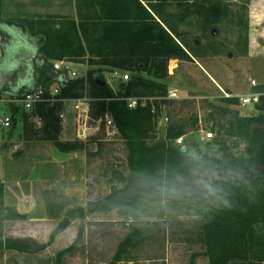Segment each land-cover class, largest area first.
<instances>
[{"label":"trees","instance_id":"trees-1","mask_svg":"<svg viewBox=\"0 0 264 264\" xmlns=\"http://www.w3.org/2000/svg\"><path fill=\"white\" fill-rule=\"evenodd\" d=\"M80 2L78 0L81 47H65L53 52L47 47L50 38L46 35L44 45L33 57L30 73L25 71L23 64H17L10 57L11 52H6V56L0 59V98L8 94L12 99L19 100L26 92L38 87H42L44 96L49 98L55 85L59 87L55 96L59 99L80 98L87 93L92 99L93 118L103 117L106 113L112 116L127 148L128 172L114 170L111 179L117 184H112L110 193L89 200L85 205L67 208L66 202L48 197L46 212L49 218H60V221L51 231L48 241L43 243L32 236H4L6 221L25 219L27 214L6 203V184L0 181V256L8 251L42 252L73 220L78 219L76 240L58 251L55 257L54 264H64V256L84 235L87 216L116 210L119 217L129 223L128 233L109 262L119 264L129 259L131 252L145 242L150 233L148 221L133 217L136 208L142 202L166 201L202 214L198 241L208 264H264V84L255 104L259 111L257 114L242 115L237 108H231L240 104L238 96L223 97L221 100L226 105L208 104L213 109L210 119L214 122V151L194 157L190 154L189 144L173 143L177 137L186 134V124H170L165 138H157V123L151 103L130 108L125 99L128 96H165L169 59L192 60L188 51L157 20L156 28H102L116 32V40L112 42L105 34L101 38H92L90 34L94 28H88L85 21L96 17L83 14ZM83 2L87 6L89 0ZM178 3L181 6L178 13L184 14L186 2L179 0ZM191 5L192 13L199 22L201 20L203 28H212L227 15V8L221 0H194ZM245 11L247 17L248 6ZM149 15L152 16L150 12ZM23 21L20 20L22 26ZM12 22L10 19L0 22L4 42L7 35L4 29L13 25ZM169 28L178 37L179 32L173 26ZM120 29L123 31L121 36ZM67 58L96 68L89 69L86 76L70 78L67 70H57L53 62ZM104 66L129 71L131 77L122 81L115 91L103 75ZM98 79L106 82L100 84ZM168 100H156L157 107ZM63 105L61 100L52 103L41 101L30 111L16 102H9L8 106L12 121L15 122L18 117L22 120L25 139L49 140L62 152L82 150L86 143L60 138L61 120L58 115ZM35 118L40 120V124ZM34 121L40 125L36 129ZM195 123L199 128L198 119ZM196 128L195 125L191 129Z\"/></svg>","mask_w":264,"mask_h":264},{"label":"rangeland","instance_id":"rangeland-1","mask_svg":"<svg viewBox=\"0 0 264 264\" xmlns=\"http://www.w3.org/2000/svg\"><path fill=\"white\" fill-rule=\"evenodd\" d=\"M252 1L221 0L227 8L223 21L212 28H199L197 17H193L188 23L190 27L187 25L189 28H179L189 40L191 53L199 59L205 69L191 56L193 61L182 60L181 66H178L173 74H168L165 81L169 88H175L179 96L166 102L170 120L167 126L156 128L157 138H165L170 124L184 123L187 130L184 144L190 145L192 156L199 157L207 151H214L213 139H202L201 128L212 130L214 122L210 119V112L213 109L209 103L226 104L221 100L225 97L223 90L215 85L206 70L221 82L227 83L239 95L261 92L264 84V27L249 28V16L246 17L245 7L248 6L249 9ZM12 3L19 6L20 0H0V22L9 20V16H20L12 11L17 8ZM252 21L259 22L258 14L252 16ZM191 25L195 28H191ZM213 29L217 30L215 34ZM248 36L249 41L251 36L256 45L251 47L247 54ZM203 53L209 56L211 62L204 59ZM75 69L78 73L84 72L83 67L78 66ZM105 73L108 81L112 82L110 73ZM252 78L257 80L258 86L253 87L250 84ZM9 102L19 103L4 94L0 98L1 117L4 116L3 113H10ZM71 104L69 100L62 108L67 113V119L61 120L62 140L74 139L76 120L74 121V116L72 118L74 112L69 113ZM230 107L237 108L242 115L259 113L253 103L243 105L240 101L239 105ZM195 119H198L199 128ZM35 123L36 129L40 125ZM195 125L197 128L192 130ZM5 135L7 140L2 145ZM98 138L101 139V148L94 150L91 143H86L84 149L72 152L77 155L71 157L64 168L53 162V156L66 157L68 153L58 150L49 140L25 139L23 122L19 117L15 122L12 121L11 127L0 128V148L8 149L7 153L13 149L11 157L5 159L6 171L11 178L21 181L25 192L32 194L36 205L35 215L41 217L46 213L45 204L48 197L66 202L67 208L104 197L112 189L113 171L128 172L127 148L117 128L109 126L104 119ZM13 140L17 142L15 146H12ZM173 143L176 144V141ZM234 150L238 152V149ZM78 186H85L86 192L83 193ZM72 188H77L79 197L83 199L79 200L76 195H71ZM11 202L14 200L11 199ZM133 217L148 221L150 233L145 242L140 243L131 252V257L119 264H208L198 241L201 234L199 220L202 218L198 211L166 201L142 202ZM59 221L60 218L44 223L47 228L34 225L37 227L36 240L47 242ZM78 229L79 220H73L46 250L39 253L4 252L0 256V264H54L57 252L76 240ZM128 231V220L119 217L116 210L89 215V219H85L83 237L77 241L73 250L64 256V264H109L118 244Z\"/></svg>","mask_w":264,"mask_h":264},{"label":"crops","instance_id":"crops-1","mask_svg":"<svg viewBox=\"0 0 264 264\" xmlns=\"http://www.w3.org/2000/svg\"><path fill=\"white\" fill-rule=\"evenodd\" d=\"M184 1L186 2V4L183 6L186 9L184 14L178 13L181 8L180 4L178 3L179 0H140L141 3L137 2L136 0H89L87 6L84 4V2L82 3L81 0L79 4L81 5V12L83 14L86 15L88 14L91 17H96L94 20L90 18L87 21H85V24L88 22V28H94L90 34L92 38H99V37L101 38V36H104L105 34V36L107 35V40L109 42L111 40L112 42L113 39L116 40L115 37L117 36L116 32H113V30L105 31L102 28H156V20H157L188 51L190 56H193L195 61L200 63V65L205 69V67L201 64L199 59H197L191 53L192 47L189 43V40L187 39V36L184 34V32H182L179 29V28H186L187 25H189L190 27V24L188 23H190V20L193 17H196L192 13L193 6L191 5V3L194 0H184ZM200 1L206 2L210 0H200ZM12 4L17 6V8L12 9V11L15 14L19 13L20 16H15V18H12V16L8 17V19L13 21L11 23L13 25H11L9 28L4 29L7 35L5 36L6 37L5 42L3 41L4 44L2 46V53L0 55V59L6 56V52L7 53L11 52L10 57L15 59L17 64H23L25 66V71H28L30 73L32 71L31 68L33 66V57L35 54H37L38 49L44 45V42L46 41V35H48L50 38L47 47L53 52H58L59 49L65 47L71 49H79L81 47L80 38L78 36L80 32L78 27L79 26L78 0H20L19 6L15 3ZM258 4H259V0H253L249 5V9H248L249 28H254V27L256 28L258 26L264 27V2H261L260 0V6H258ZM149 12L152 14V16L149 15ZM256 14H258L259 22L257 21L253 23L252 16ZM182 16H184L183 19ZM20 20H24L23 26ZM38 21L40 28H38ZM74 21L76 24H74ZM199 24H200L199 28H203V26L201 25V20ZM168 26L169 27L173 26L179 32L178 37L170 30ZM96 28H99V30H96ZM191 28H195V27L191 25ZM122 33L123 31L120 29L119 35L121 36ZM124 33L127 34V31L125 30ZM198 42L199 40H197V43ZM254 45L256 44L255 42H253L252 37L250 36V41H249V36H248L247 46H246L247 54L249 53L251 47H253ZM241 54H243V52ZM203 56L204 59L210 61L208 55L204 54ZM58 60L63 61V66H62L63 69L61 70L72 71V70H76L75 67L78 66L83 67L84 72L83 73L79 72L81 75L87 73V71L91 68H96L95 66L88 65V63L86 62L77 61V59H71V58L55 59L53 60V62ZM182 60H186V59H179V58L169 59L168 67L170 64H172L175 65V69L170 71L168 68V74H173L174 70H176L178 66H181L180 63ZM190 61H193V59ZM103 69H104L103 74L105 78H106L105 72L107 71L110 73V75H112V72L115 70L125 71L123 69L111 67V66H104ZM206 71L218 88L227 89L229 92L233 93L238 97L249 95V94L239 95L235 93L234 90L227 83L221 82L210 71L208 70ZM22 79L23 78H21V80ZM106 80L115 91L119 89V85L122 82L119 78H113L112 82L111 81L109 82L107 78ZM256 86H258V82L257 85L253 87ZM170 88L175 89L174 87H170ZM15 101L18 100L15 99ZM70 107H71L70 109L71 111L69 113L74 112L72 118L74 116L73 119L75 121L74 108L73 106ZM65 114L67 119V113L65 112ZM3 115H12V113L10 111V113L6 112L3 113ZM70 115L71 114H69V116ZM74 139H76V135H74ZM74 139L70 138L69 140H74ZM6 140L7 138L5 135L1 144L4 145ZM8 143L10 144L11 141ZM16 143L17 142L13 140L12 146L13 145L15 146ZM7 150L8 149L3 150L2 148H0V153H1L0 181H3L6 184V188H7L6 203L15 205L18 211L20 213L27 214V217L21 220L6 221L4 223V236L6 237L32 236L36 239L37 227H34V225L44 226V223H48L49 221H53L54 219L49 218L47 212L41 217L35 215L34 209L36 208V205L34 203L32 194L25 192L23 187L21 186V181L16 178H11L9 173H7L6 171L5 159L8 156L11 157V152L13 149L11 150L10 148L11 151L8 153L6 152ZM72 152H66L68 153V156L60 157V158H57V156H53L52 154L53 162L57 163V165L60 167L66 168L68 165V160L71 157H74V155H77V153L73 154ZM112 184H117V183L116 181H113ZM77 188L81 189L83 193L86 192L85 186L83 187L78 186ZM77 188H72L71 195H76L77 198L81 200L83 198L79 197L78 190H76ZM11 199H13L14 202H11ZM80 205H85V204H80ZM87 218L89 219V216H87ZM8 252H15V251H8Z\"/></svg>","mask_w":264,"mask_h":264},{"label":"built area","instance_id":"built-area-1","mask_svg":"<svg viewBox=\"0 0 264 264\" xmlns=\"http://www.w3.org/2000/svg\"><path fill=\"white\" fill-rule=\"evenodd\" d=\"M3 44V35L0 33V55L2 53V45ZM63 66V61H55L54 67L57 70H61ZM169 70L172 71L175 69V65L170 64ZM68 76L70 78L82 77L86 76L85 74H80L76 70L68 71ZM113 78H119L121 81H127L131 77V73L129 71H121L115 70L112 72L111 75ZM251 85H257L256 79H252ZM225 97L236 96L231 92L225 91L222 89ZM59 93V87L57 85L53 86L51 90V97L46 98L44 96V89L42 87L35 88L31 91H28L24 94V96L19 99L18 101L22 104V106L28 111H30L36 103L41 101H50L51 103L56 100H61L63 104H66L67 101L71 100V105L75 111V135L76 140L82 141L84 143H91L93 145L94 150H98L100 146L101 139L98 138L99 131L101 130V124L105 119L109 126H113L116 128L113 118L110 114L106 113L103 117L100 118H93L91 114V97L88 94H84L80 98H70V99H59L56 98V94ZM262 92H255L249 94L248 96H240L239 99L243 105L246 104H256L259 101L260 95ZM179 95L175 89L169 88L167 94L165 96H128L125 97L127 100L128 106L130 108H135L137 106H147L151 103V111L155 116V121L158 126H167L169 124L170 117L167 114V106L166 103H160V107H157L156 100H164V99H172L177 98ZM60 120H65L66 114L65 111L59 112ZM35 120L40 124V120L35 118ZM166 124V125H164ZM12 125V115H4L0 117V128H9ZM202 132V139L204 140H211L215 137V132L211 129L205 130L201 128ZM177 145L184 144V135H181L175 139Z\"/></svg>","mask_w":264,"mask_h":264},{"label":"water","instance_id":"water-1","mask_svg":"<svg viewBox=\"0 0 264 264\" xmlns=\"http://www.w3.org/2000/svg\"><path fill=\"white\" fill-rule=\"evenodd\" d=\"M213 34H215L216 32H217V30L216 29H213ZM106 81L105 80H103V79H98V83H100V84H104Z\"/></svg>","mask_w":264,"mask_h":264}]
</instances>
